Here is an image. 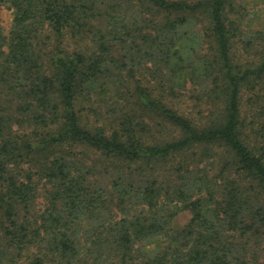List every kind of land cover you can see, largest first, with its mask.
<instances>
[{"label":"trees","instance_id":"trees-1","mask_svg":"<svg viewBox=\"0 0 264 264\" xmlns=\"http://www.w3.org/2000/svg\"><path fill=\"white\" fill-rule=\"evenodd\" d=\"M250 13L0 0V264H264V22Z\"/></svg>","mask_w":264,"mask_h":264},{"label":"rangeland","instance_id":"rangeland-1","mask_svg":"<svg viewBox=\"0 0 264 264\" xmlns=\"http://www.w3.org/2000/svg\"><path fill=\"white\" fill-rule=\"evenodd\" d=\"M241 1H245V3H248V7L249 9H251V13L249 14V17L254 18V26H259L260 22H264V0H241ZM254 11V12H253ZM3 15H4V20L5 23L7 24L8 21H10L11 19V14H10V10H8L7 8H3L2 9ZM194 98H191V101H194ZM190 100L187 102L190 103ZM194 103V102H193ZM181 106V103L179 104ZM201 108V107H199ZM155 133H156V128L154 129ZM157 133L156 136L159 137H167L169 138L170 135V131H171V127L170 126H158L157 128ZM154 133V134H155ZM166 139V138H163ZM173 167V165H171V163L168 165L169 170ZM192 213L191 211H183L181 212L175 219V223L178 226H183L185 225L191 218ZM153 246H150V248Z\"/></svg>","mask_w":264,"mask_h":264}]
</instances>
